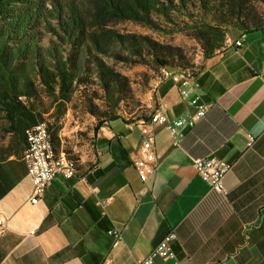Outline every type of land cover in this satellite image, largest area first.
<instances>
[{
  "label": "crops",
  "instance_id": "obj_1",
  "mask_svg": "<svg viewBox=\"0 0 264 264\" xmlns=\"http://www.w3.org/2000/svg\"><path fill=\"white\" fill-rule=\"evenodd\" d=\"M226 38L202 59L187 97L170 79L154 84L146 117L189 116L191 97L211 107L177 144L162 124L150 125L159 158L146 181L134 167L141 134L129 124L138 119L99 124L89 155L75 159L78 175L55 176L35 204L24 161L0 160V264H135L170 230L175 258L155 264H264V25ZM249 133L257 139L246 150ZM208 156L234 164L223 194L192 166ZM113 227L121 231L116 248Z\"/></svg>",
  "mask_w": 264,
  "mask_h": 264
},
{
  "label": "trees",
  "instance_id": "obj_2",
  "mask_svg": "<svg viewBox=\"0 0 264 264\" xmlns=\"http://www.w3.org/2000/svg\"><path fill=\"white\" fill-rule=\"evenodd\" d=\"M248 1L0 0V131L8 136L7 144L0 145V160L21 158L25 131L47 118L52 119L46 125L52 148L59 152L61 119L91 69L106 106L102 116L95 108L87 110L97 118L96 128L117 118V106L130 93L129 80L105 57L158 69L181 66L175 47L147 34L115 31L111 23L130 21L161 33L185 32L200 44L204 60L222 47L229 32L264 25L247 9ZM45 35L49 38L43 45ZM201 67L176 70L188 69L194 76ZM73 160L77 172L79 164Z\"/></svg>",
  "mask_w": 264,
  "mask_h": 264
},
{
  "label": "built area",
  "instance_id": "obj_3",
  "mask_svg": "<svg viewBox=\"0 0 264 264\" xmlns=\"http://www.w3.org/2000/svg\"><path fill=\"white\" fill-rule=\"evenodd\" d=\"M225 42L229 43L230 40L225 38ZM234 43L239 46L240 40ZM165 79H170L173 83H179L181 86L180 94L184 97L189 95L188 88L194 84V76L191 70L188 69L171 70L168 67H160L155 76V83L159 84ZM189 103L194 107L193 114L189 116L169 120L164 113L158 111V114L140 118L136 123L129 124L130 129L137 125L141 134L139 158L134 163L135 170L141 181L147 180L148 175L156 167V162L159 158V154L154 147L155 138L150 125L162 124L173 138V143L177 144L181 129L185 126L192 127L207 114L211 107L209 103L201 101L197 97H191ZM25 133L27 146L21 159L25 163L27 176L32 182L29 202L35 204L41 200L47 186L55 176L73 178L78 174L71 170L69 155H64L62 150L59 152L53 150L49 132L44 122L32 125ZM256 139L255 135L247 134L245 149H251ZM233 165L232 162L216 156L192 159V166L199 177L207 183L210 190L219 194L225 193L224 178ZM2 226L3 221L0 218V230ZM32 232L30 231V233ZM107 235L111 238V247L116 248L121 242L120 228L113 227L109 229ZM175 238V230H170L152 247L147 255L137 258L135 264H155L156 258L174 259L175 252L172 248V241Z\"/></svg>",
  "mask_w": 264,
  "mask_h": 264
},
{
  "label": "rangeland",
  "instance_id": "obj_4",
  "mask_svg": "<svg viewBox=\"0 0 264 264\" xmlns=\"http://www.w3.org/2000/svg\"><path fill=\"white\" fill-rule=\"evenodd\" d=\"M246 6L247 9L256 12L258 21L263 24L264 0H250ZM109 27L121 33L147 34L160 42L175 47L179 56L182 57L178 60V64L180 63L181 66L169 67L171 70L179 68L196 70L201 64L203 56L200 44L185 32L161 33L130 21L113 22ZM231 32L239 33L240 31ZM48 38V35H45L41 40L43 45L47 44ZM105 60L129 80L130 93L117 106L118 117L130 121L148 114V104L152 101L158 68L150 64L115 62L108 57H105ZM89 107L95 108L100 116L106 111L103 91L99 88L98 79L92 69L87 75V82L79 85L73 94L68 104V110L61 119L59 149L69 157H72L70 155L75 156L76 158H72L76 160L83 155H89L90 138L97 124V118L87 111ZM50 122H52L51 118L45 120L46 125H49ZM7 141L8 136L0 131V145L7 144Z\"/></svg>",
  "mask_w": 264,
  "mask_h": 264
},
{
  "label": "bare ground",
  "instance_id": "obj_5",
  "mask_svg": "<svg viewBox=\"0 0 264 264\" xmlns=\"http://www.w3.org/2000/svg\"><path fill=\"white\" fill-rule=\"evenodd\" d=\"M69 161L71 162V170H72V172H75L76 173V164H75V161L73 159H70V158H69Z\"/></svg>",
  "mask_w": 264,
  "mask_h": 264
}]
</instances>
